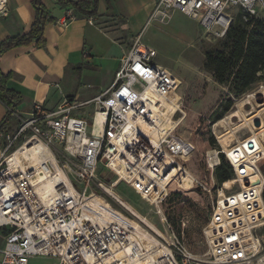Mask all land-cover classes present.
I'll return each instance as SVG.
<instances>
[{
	"label": "built area",
	"instance_id": "built-area-1",
	"mask_svg": "<svg viewBox=\"0 0 264 264\" xmlns=\"http://www.w3.org/2000/svg\"><path fill=\"white\" fill-rule=\"evenodd\" d=\"M173 10L198 19L207 35L223 38L238 15L244 21L264 19V0H159L152 19L166 21ZM179 84L171 70L156 63L154 48L137 34L112 83L89 101L64 98L54 109L35 102L26 115L11 112V127L0 131V236L5 240L0 264H29L34 256L55 257L51 264H264V172L259 166L264 153L253 134L227 150L205 151L216 188L203 228L206 250L189 251L166 222L160 204L169 190L199 183L193 178L190 185L177 186L183 162L195 146L176 132L181 121L168 129L161 126ZM88 103L94 108L91 123L76 114ZM176 103L180 107V96ZM177 112L183 113L179 108L172 118ZM30 142L46 147L58 142L76 159L62 165L68 182L54 179L56 192L49 202L36 186L47 163L36 169L11 163V150ZM220 153L231 165L234 189L224 187V182L219 186L214 178ZM49 166L47 174L55 177ZM100 167L117 176L110 187L122 180L157 207L164 225V233L154 232L160 246L144 243L124 220L110 219L92 204L91 198L98 196L111 205L97 180ZM175 167L182 170L171 173Z\"/></svg>",
	"mask_w": 264,
	"mask_h": 264
},
{
	"label": "crops",
	"instance_id": "crops-1",
	"mask_svg": "<svg viewBox=\"0 0 264 264\" xmlns=\"http://www.w3.org/2000/svg\"><path fill=\"white\" fill-rule=\"evenodd\" d=\"M31 1L0 0V43L29 30L34 21ZM158 1L99 0L97 14L84 17L55 0H42L56 18L44 28V44L18 45L0 54V69L8 75L6 87L21 96L15 111L26 115L35 102L54 109L64 98L85 102L101 93L112 83L132 38L152 20ZM86 106L90 107L83 109ZM7 110L0 101V121ZM78 111L92 122V103ZM2 146L0 138V155Z\"/></svg>",
	"mask_w": 264,
	"mask_h": 264
},
{
	"label": "rangeland",
	"instance_id": "rangeland-1",
	"mask_svg": "<svg viewBox=\"0 0 264 264\" xmlns=\"http://www.w3.org/2000/svg\"><path fill=\"white\" fill-rule=\"evenodd\" d=\"M140 38L142 43L154 48L156 63L171 70L180 80L176 94L180 96V109L183 113L177 112L174 118L182 117V121L176 129L178 134L189 138L190 128L198 117L205 116L209 118L220 111L227 100L230 99L232 104L221 119L229 116L231 112H236V115L226 119L220 126H217L216 130L214 129V125L221 119L210 124V132L216 140V148L222 149V147H228L252 134H256L255 136L260 138V135L257 133H259L258 131L261 128L264 129V79L259 78L244 93L235 95L229 90L227 85L218 84L212 78L210 71L204 67V52L207 49L216 47L221 38L207 35L200 26L198 19L187 16L178 10L171 11L166 21H161L158 18L152 19L140 32ZM259 75L262 76L264 74L261 72ZM80 88L87 89L82 84ZM89 107L86 106L83 109ZM218 134L223 135L222 139H219L220 143H223V146L218 141ZM34 143L36 142H30L27 145ZM20 146L17 145L11 151L15 152ZM47 148L60 168H62V165L67 159L76 161L75 157L68 154L63 149L62 144L58 142H53ZM29 163L22 159L21 165H19L22 167H30L31 163ZM62 169L67 174L68 170ZM184 169L199 181V183L204 185L205 188L209 189V191L196 182H193V186L184 188V190L189 191L196 187V185L200 186L208 191L211 202V199L216 194L214 192L216 188L213 187L214 183L209 181L208 185L185 167ZM116 179L117 176L113 172L103 167H100L97 171V180L101 181L106 189L101 190L108 196L112 208L115 211L121 212L130 220L137 221L143 229L147 230L156 238V234L137 219L128 209L123 207V205L109 194L107 189L114 192L113 194H116L120 200L129 205L140 216L149 220L159 232L164 233L163 222L160 220V215L156 212L157 207L143 200L141 197L134 195L131 187L122 180L115 187H110L111 182ZM220 185L221 183H219ZM230 188L234 189L236 185L231 184L228 189ZM128 195L130 196L128 197ZM4 243V238L0 236V248L4 246ZM204 243L205 241L199 242L198 245L201 247ZM56 261L57 259L51 256H34L29 260V264H51Z\"/></svg>",
	"mask_w": 264,
	"mask_h": 264
},
{
	"label": "trees",
	"instance_id": "trees-1",
	"mask_svg": "<svg viewBox=\"0 0 264 264\" xmlns=\"http://www.w3.org/2000/svg\"><path fill=\"white\" fill-rule=\"evenodd\" d=\"M55 2L61 8L73 9L78 16L90 17L97 14L99 0H55ZM31 4L34 9V21L29 30L3 40L0 43V54L18 45L33 44L39 47L44 44V28L56 18L48 13L42 0H32ZM203 64L218 84L227 85L235 95L244 93L259 78L264 79V75H259L261 72L264 74V19L250 17L244 21L238 15L230 24L225 36L219 40L218 45L204 52ZM7 78L8 75L0 69V101L8 108L6 115L0 121V131L11 127L13 122L11 112L16 110L21 101L19 93L6 87ZM231 104L229 99L220 111L209 118L198 117L190 128L189 138L181 135L195 146L189 159L183 162L184 167L208 185L210 177L204 155L208 148L216 147V140L210 132V124L221 119ZM219 158L220 162L214 169V178L217 183H222L232 178V169L223 153L219 154ZM259 166L264 172V158ZM133 194L140 197L134 191ZM262 198L264 201V185ZM160 207L166 222L189 251L196 254L203 253L206 250V243L201 247L198 243L205 241L203 228L211 215L208 191L197 185L189 191L171 189Z\"/></svg>",
	"mask_w": 264,
	"mask_h": 264
},
{
	"label": "bare ground",
	"instance_id": "bare-ground-1",
	"mask_svg": "<svg viewBox=\"0 0 264 264\" xmlns=\"http://www.w3.org/2000/svg\"><path fill=\"white\" fill-rule=\"evenodd\" d=\"M178 100V96H175L171 102L167 104L166 108V113L165 116L163 117V122L161 126L163 128H170L179 121H182V118L180 120L172 118V113L176 110H178L180 107H178L176 101ZM236 115V112H231L229 116L225 117L224 119H221L217 121V123L214 125V129H217V126H220L221 123H223L226 119H229L233 116ZM260 135V140L262 142V152H263V143H264V129L261 128L260 131H258ZM256 135V134H255ZM253 134V136H255ZM223 135L218 134L217 138L218 141L221 138L222 139ZM257 137V136H255ZM220 139V140H221ZM224 141V140H223ZM220 143V141H219ZM221 144V143H220ZM223 144V143H222ZM221 144V145H222ZM223 146V145H222ZM230 146V145H229ZM225 150L228 149V147H223ZM264 153V152H263ZM19 154V155H18ZM21 157V158H20ZM22 159L30 162V168H37L38 165H42L44 162L47 164L44 167L43 173H39L37 176V181H36V186H37V191L39 192L40 196L43 198L45 202H49L51 198L55 194V189L53 187V182L54 179H64L65 181L68 182V179L64 172L61 170V168L58 166L56 161L53 159L52 155L50 154L48 148L42 144V143H34L30 145H23L19 149H17L11 156V163H14L15 165H21ZM49 163L50 165L53 166L55 172V177H52V175H48V169H49ZM180 170H182V167H175L171 173H178ZM191 180H193V176L186 171L183 168V172L181 175V178L178 179V184L177 186H182L185 185L188 186L190 185ZM231 184V181L224 182V187H229ZM109 194H111L123 207L128 209L137 219H139L144 225H146L149 229H151L153 232L160 234L159 230L146 218L140 216L135 210H133L129 205L124 203L122 200L118 198L116 194H113L110 189H107ZM91 197V196H90ZM92 204L99 209L103 215L109 217L110 219H119V220H124L131 228L134 229L135 233L140 235L142 239L144 240V243L149 244H155L157 246H160L158 243L157 239L152 236L147 230L143 229L137 221L130 220L129 218H126L124 215H122L120 212L115 211L110 204H108L106 201H104L101 197L95 196L91 198ZM157 213L159 212L158 209L156 211Z\"/></svg>",
	"mask_w": 264,
	"mask_h": 264
}]
</instances>
